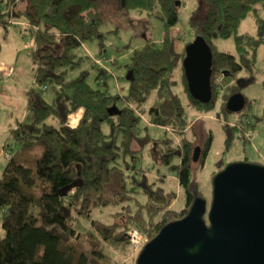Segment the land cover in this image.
I'll return each instance as SVG.
<instances>
[{"label": "trees", "instance_id": "1", "mask_svg": "<svg viewBox=\"0 0 264 264\" xmlns=\"http://www.w3.org/2000/svg\"><path fill=\"white\" fill-rule=\"evenodd\" d=\"M177 1L0 0V24L25 18V29L35 41V81L54 93L49 102L35 88L27 90L26 115L11 126L5 141L15 148L0 177V264H122V258L134 252V229L149 240L163 225L185 216L195 197L204 198L192 174L197 140L185 134L191 120L172 90L178 83L175 74L181 75L185 104L203 112L213 108L218 88L229 81L231 92L222 95L220 108L230 113L228 97L253 80L252 63L264 43V17L258 15L259 9L264 12V0H195L187 25L212 51V96L207 103L194 99L187 89L181 66L184 49L177 46L182 36L171 33L178 27V7L184 2L178 6ZM131 9L160 19L164 32L158 45L149 40L132 51L126 64L128 92L111 93L106 81L110 73L99 66L98 87L87 82V69L68 78V71L83 60L76 48L93 37L103 39L100 25ZM248 14L255 17V35L238 32ZM230 37L235 53L214 45L215 38ZM243 71L247 75L241 76ZM153 91L158 101L147 111L149 122L172 136H140L144 105ZM75 113L79 117L71 124L69 117ZM103 122L110 127L107 133ZM239 122L246 140V126ZM235 125L225 121L227 146ZM209 138L200 148L199 164ZM134 140L141 147L149 143L153 162L174 172L185 196L181 209L171 208L174 190L148 179L151 163L143 165L142 148L131 146ZM223 167L221 163L212 178ZM94 210L102 217L92 216Z\"/></svg>", "mask_w": 264, "mask_h": 264}, {"label": "rangeland", "instance_id": "2", "mask_svg": "<svg viewBox=\"0 0 264 264\" xmlns=\"http://www.w3.org/2000/svg\"><path fill=\"white\" fill-rule=\"evenodd\" d=\"M178 1L179 6L180 0ZM194 5L195 0H184L182 5L178 7V27L173 28L171 33L182 36V40L177 43L180 50L184 49L185 42L194 39V34L187 25L188 15ZM257 7L259 8V6ZM258 15L264 17L262 9L258 10ZM24 23L25 18L20 17L10 24H0V177L8 156L15 148L12 143L8 147L6 146L5 141L9 129L26 115V91L35 88L49 102L54 96L50 88L43 89V85L35 81L37 69V61L33 56L35 41L33 35L25 29ZM256 29L253 14H248L238 26L239 33L248 32L255 35ZM99 30L103 34V39L93 37L79 45L76 48V53L83 60L79 67L69 70L66 76L73 78L79 74L81 69H87V82L93 87H98V82H100L97 78V73L100 71L98 66L103 67L110 73V76L106 77L109 91L126 94L129 89L126 64L130 60L132 51L141 48L149 40L158 45L163 37V23L160 19L148 15L144 11L139 12L131 9L125 16L101 24ZM100 40H102V44H100ZM213 42L217 49L235 53L233 37L215 38ZM240 75L244 76L247 73L243 71ZM251 76L253 80L241 88V92L248 99V103L239 112L224 113L220 108V101L224 93L231 92L228 91L229 81H226L223 87L218 88L213 108L203 112L195 108L192 109L185 104L187 100L186 93L182 90L181 75L179 77V74H175L178 83L174 85L172 90L180 96L188 120H191L185 134L189 138L195 136L196 145H199L200 148L206 137L208 135L210 137L203 162L200 164L199 160L191 162L192 174L199 182V188L207 205L210 204L212 197V174L221 163L225 165L232 161H249L264 164V43L257 48L255 60L252 63ZM99 87L101 86L99 85ZM222 99L224 100V98ZM157 101V94L153 91L144 105L145 112L139 124L140 136L147 133L152 138H161L164 134L172 136L171 132L149 122L147 111ZM78 117L79 113L71 114L69 117L71 124H75ZM225 121L229 125H235V123L237 125H235L237 130L233 131L228 146L226 145L228 132L224 127ZM239 121L246 126L248 137L246 140L243 139L238 129ZM247 122H252L253 126H249ZM101 128L105 133L109 132L110 129L106 122L101 124ZM131 146L132 148L141 147L137 140H134ZM141 148L143 165L148 162L151 163L150 170L146 172L148 179L158 182L166 190H174L176 198L172 201L171 208L181 209L185 203V196L177 183L174 172L161 163L153 162L152 147L149 143ZM92 216L102 217L99 210H94ZM142 245L143 243L136 242L134 252L123 257L122 264H131L136 259Z\"/></svg>", "mask_w": 264, "mask_h": 264}, {"label": "water", "instance_id": "3", "mask_svg": "<svg viewBox=\"0 0 264 264\" xmlns=\"http://www.w3.org/2000/svg\"><path fill=\"white\" fill-rule=\"evenodd\" d=\"M181 66L190 95L207 103L212 96V51L202 36L184 47ZM245 103L244 95L236 92L226 108L239 112ZM200 150L194 147L192 161L198 160ZM135 264H264V164L226 163L212 178L209 206L202 196L195 197L185 216L166 223L144 243Z\"/></svg>", "mask_w": 264, "mask_h": 264}, {"label": "built area", "instance_id": "4", "mask_svg": "<svg viewBox=\"0 0 264 264\" xmlns=\"http://www.w3.org/2000/svg\"><path fill=\"white\" fill-rule=\"evenodd\" d=\"M132 235L135 238L136 242L138 243H146L148 240L146 236H144L142 233H140L137 229H134L132 231Z\"/></svg>", "mask_w": 264, "mask_h": 264}]
</instances>
